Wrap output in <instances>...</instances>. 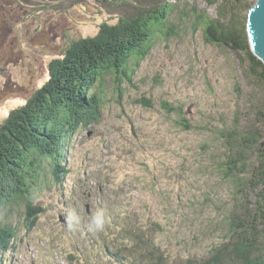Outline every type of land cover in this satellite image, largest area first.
I'll list each match as a JSON object with an SVG mask.
<instances>
[{
  "label": "rangeland",
  "instance_id": "rangeland-1",
  "mask_svg": "<svg viewBox=\"0 0 264 264\" xmlns=\"http://www.w3.org/2000/svg\"><path fill=\"white\" fill-rule=\"evenodd\" d=\"M139 1L0 0V124L44 87L51 64L72 44L98 35L102 25L115 24L123 13L133 15L126 2ZM240 1L242 5L239 0L145 1L147 14L170 6L169 17L179 34L155 38L131 83L120 75V87L114 88L113 76L104 78L101 120L78 129L55 163L31 164L43 165L45 172L46 181L33 202L43 211L31 223L28 216L34 210L28 213L22 202L13 207L17 238L8 243L1 264H134L138 260L108 244L110 232L120 236L138 219L142 226L155 221L160 229L152 232L165 264H182L192 257L201 263L215 237L224 234L213 227L222 223V211L230 202L229 193L223 195L227 183L209 170L212 160L205 159L223 149L219 132L247 134L257 126L264 138V123L258 121L264 90L248 78L250 69L241 53L205 40L206 21L221 31H246L233 18L234 7H241L238 18L246 23L255 0ZM193 9L205 14L202 24ZM247 41L250 48L248 36ZM176 108L179 114L173 112ZM49 164L66 167L62 182L53 184ZM119 192L122 197L113 203L116 222L103 225L110 205L106 193ZM178 193L187 202L189 197L201 202L205 196L200 194L208 193L218 204L194 206L192 211L183 202V220L175 223ZM128 200L135 202L137 213Z\"/></svg>",
  "mask_w": 264,
  "mask_h": 264
},
{
  "label": "trees",
  "instance_id": "trees-1",
  "mask_svg": "<svg viewBox=\"0 0 264 264\" xmlns=\"http://www.w3.org/2000/svg\"><path fill=\"white\" fill-rule=\"evenodd\" d=\"M145 1L143 6L126 2L134 12L133 15L123 13L115 24L102 25L98 35L96 33L91 38L72 44L61 59L51 64L50 79L44 87L23 106L11 110L0 124V259L8 251V243L14 244L17 238V227L11 221L15 212L13 207L22 202L28 213L34 210L28 216L31 223L43 211L33 206L37 190L46 181L43 165L49 160L55 163V156L60 154L61 147L67 148L70 145L78 129L97 124L101 120L102 94L107 86L104 78L112 75L110 79L114 88L120 87V75H124L122 78L125 83H131L136 68L149 54L155 38L168 39L179 34L180 30L174 28L169 17L170 6H163L159 11L147 14ZM252 5L248 4L245 10ZM234 10L236 14L233 18L246 26L238 18L241 7L235 5ZM193 11L198 14V23L202 24L205 14L202 11L197 13L195 9ZM219 27L206 21V42L216 46L224 45L241 53L250 69L251 75L248 78H253L264 90V64L251 53L245 28L221 31ZM177 109L180 108L173 112L179 114ZM167 111H170L169 107ZM258 121L264 123V112ZM180 126L190 128L185 124ZM249 129L252 132L240 135L219 132L223 149L217 155L210 153L205 159L212 160L209 170H213L227 183L228 190L231 187L229 192L227 189L223 192L224 196L227 193L230 195V202L222 211L223 221L213 227L221 229L224 234L215 237L218 240L212 242L202 254L201 263L192 257L182 264H264V138L261 128L252 126ZM208 147L207 144L202 149ZM39 162L43 164L42 167L31 166ZM50 173L53 174L52 181L55 184L62 182L68 171L65 166L50 165ZM106 195L110 205L107 206L104 215L106 223L103 225L116 222L112 220L116 215L114 208H117L113 203L114 199L120 200L123 193ZM200 195L205 196L201 202L193 200V197H189L187 202L180 193L177 194L180 201L178 199V206L173 210L175 223L183 220V202L189 203L192 211L194 206L203 207L211 202L215 207L218 204L213 201L212 195ZM234 201L236 203L233 205ZM128 203L130 206L132 204L131 210L138 209L135 202L128 200ZM230 205L233 207H228ZM154 223L150 220L149 224L142 226L138 219L120 236L117 232H110L111 241L108 246L138 260L134 264H148L146 262L153 259L165 264V255L160 252L158 254V248L154 246L156 239L152 231H160ZM118 225L125 229L123 223ZM207 231L211 235V229Z\"/></svg>",
  "mask_w": 264,
  "mask_h": 264
},
{
  "label": "water",
  "instance_id": "water-1",
  "mask_svg": "<svg viewBox=\"0 0 264 264\" xmlns=\"http://www.w3.org/2000/svg\"><path fill=\"white\" fill-rule=\"evenodd\" d=\"M246 31L252 53L264 64V0L249 10Z\"/></svg>",
  "mask_w": 264,
  "mask_h": 264
},
{
  "label": "flooded vegetation",
  "instance_id": "flooded-vegetation-1",
  "mask_svg": "<svg viewBox=\"0 0 264 264\" xmlns=\"http://www.w3.org/2000/svg\"><path fill=\"white\" fill-rule=\"evenodd\" d=\"M141 1H142V2H141V3H139V4L143 6V2H144V0H141Z\"/></svg>",
  "mask_w": 264,
  "mask_h": 264
},
{
  "label": "bare ground",
  "instance_id": "bare-ground-1",
  "mask_svg": "<svg viewBox=\"0 0 264 264\" xmlns=\"http://www.w3.org/2000/svg\"><path fill=\"white\" fill-rule=\"evenodd\" d=\"M246 27H247V22H246ZM247 36H248V34H247ZM163 166V165H162ZM181 213V212H180Z\"/></svg>",
  "mask_w": 264,
  "mask_h": 264
}]
</instances>
